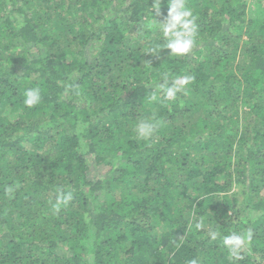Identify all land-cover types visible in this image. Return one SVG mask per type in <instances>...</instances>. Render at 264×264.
I'll list each match as a JSON object with an SVG mask.
<instances>
[{
    "label": "trees",
    "instance_id": "16d2710c",
    "mask_svg": "<svg viewBox=\"0 0 264 264\" xmlns=\"http://www.w3.org/2000/svg\"><path fill=\"white\" fill-rule=\"evenodd\" d=\"M63 1L0 0V264H264V0H187L183 56L149 51L169 0Z\"/></svg>",
    "mask_w": 264,
    "mask_h": 264
},
{
    "label": "clouds",
    "instance_id": "9594fccd",
    "mask_svg": "<svg viewBox=\"0 0 264 264\" xmlns=\"http://www.w3.org/2000/svg\"><path fill=\"white\" fill-rule=\"evenodd\" d=\"M156 13L160 11V0H155L154 8ZM157 20V19H155ZM155 20L149 21L146 25L149 29H157L162 33L164 40L163 45H154L149 49L150 52H157L161 49H170V56H183L192 52L196 38L198 36L197 16L194 14L192 8L187 4V0H169L167 16L163 21L156 23ZM194 78L192 76H177L169 78L167 74L163 81L156 86V91H153L150 99L156 101L158 99L157 91L163 93V100L175 101L177 94L186 91L187 86L191 84ZM41 90L37 88H29L24 93L23 104L25 107L31 109L41 102ZM159 122L155 120H142L136 125L137 136L141 139H149L153 136ZM72 198V193L58 192L57 204L54 208L58 210L60 204H67ZM203 222H197L195 228L201 229ZM217 234L211 233V238L216 239ZM251 242V233H236L233 232L225 235L222 239L224 247L230 253L231 258L235 260L243 259V251ZM189 264H197L195 260L189 261Z\"/></svg>",
    "mask_w": 264,
    "mask_h": 264
},
{
    "label": "rangeland",
    "instance_id": "374dc122",
    "mask_svg": "<svg viewBox=\"0 0 264 264\" xmlns=\"http://www.w3.org/2000/svg\"><path fill=\"white\" fill-rule=\"evenodd\" d=\"M117 1H119V0H117ZM66 3H67V1L64 0V1L60 4V7H59V15H60V17H63V14H64V12H65ZM57 17H59V16H57ZM58 19H59V18H58Z\"/></svg>",
    "mask_w": 264,
    "mask_h": 264
}]
</instances>
